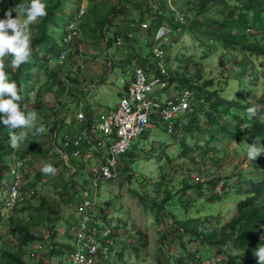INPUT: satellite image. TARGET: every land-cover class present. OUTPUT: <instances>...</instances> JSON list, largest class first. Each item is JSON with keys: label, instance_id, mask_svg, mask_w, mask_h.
<instances>
[{"label": "trees", "instance_id": "1", "mask_svg": "<svg viewBox=\"0 0 264 264\" xmlns=\"http://www.w3.org/2000/svg\"><path fill=\"white\" fill-rule=\"evenodd\" d=\"M83 1L44 0L47 16L38 19L30 29V62L14 70L10 65L11 57H5L2 61L3 71L9 81H15L18 85L20 95L28 104V110L43 115L41 123L36 127L43 125L44 134L48 135H26L24 146L20 145L14 150L10 146L8 129L0 125V228L5 230L4 236L8 242L0 255L1 264H48L45 259L39 258L36 263H30L26 259L27 254L37 255V246L31 245L32 242L43 244L40 249L47 248L45 255L57 256L59 264H65L66 261L70 264L69 256L72 251L77 250L75 240L73 244L55 241L49 243V240L55 239L57 231L53 225L54 219L61 212L53 207L55 200L42 195L38 186L50 184L53 189L63 186V193L60 192L71 204L79 203L85 194L88 195V191H85L91 186L83 175L86 176L87 170L92 171L93 167L89 168L84 164H80L79 168L69 166L64 163L59 152L49 155L53 145L57 143L56 139V143L45 146L46 141L52 142V131L57 134V139H64L66 134L73 137L80 132L75 115H72L71 123L68 124L65 120L71 115L68 106L73 103L81 105V99L89 89V84L84 83L80 73L82 70H72L81 57L80 45H83V38L103 40L105 51L109 48L127 49L124 51V61H118L123 68L132 66L136 61L148 74H155L158 73L156 59L151 51L161 27H166L169 32L157 39L160 44L161 40H172L189 32L206 49L214 52L221 50L222 58L234 57L239 97H224L221 93L227 83L220 78L216 82L215 79L204 80L201 63L198 61L193 63L195 67L187 63L183 72L177 71L178 68L174 71L170 67L172 47L167 43L162 44L170 72L168 88L174 86L173 90L190 88L193 91L191 109L178 120L179 123H176L174 132L171 133L173 135L178 128L181 129L180 154L178 157L166 154L164 162L161 158L157 170L153 172L157 175L144 177L132 169L133 158L128 149L119 158L117 177L109 179L107 183L110 184L115 179L128 181L133 187L132 195L154 214L153 223L159 227L156 231L161 243L159 252H162L165 245L169 251L174 247L181 253L179 256L169 253L165 260L159 258L157 264H174V261L176 264H252L250 254L264 245V166H261L264 163V156L261 157L264 153L253 161L254 171L241 167L237 175L223 179L214 176L207 181L192 182L190 173L179 177L175 170L177 164L181 165L180 157L188 159L184 161L185 164L197 166L199 174H207L200 167V161L218 164L221 156H228L234 149L239 154L246 152L247 144L257 143L264 149V98L256 96L252 88L261 75L260 67L255 64L252 56H264V0H117L116 3H110V0H87L88 5L77 21ZM27 3L28 0H0V13L5 14L9 9H14L16 4ZM136 12L138 14L135 16ZM12 15L15 18L18 14L13 11ZM180 16L183 20H180ZM0 19L3 18L0 16ZM75 20L83 38L76 40L74 53L70 51L64 61L60 62L59 55L67 47L64 42L67 26ZM179 29L181 30L178 31ZM118 37L122 39L121 45L117 44ZM219 45L221 49L218 48ZM109 63L117 61L109 60ZM194 68L199 69L195 71ZM218 68L223 71V61ZM35 70L46 75L44 83H38L40 79ZM129 83L130 80H127L126 84ZM261 84L264 92V77ZM126 88L127 86L122 95ZM33 96L34 102H31ZM47 96L54 99V103L48 108V113H45L44 98ZM255 100L259 102L257 107L253 104ZM248 107L257 109V115L252 119L245 115ZM90 109L89 103L84 112L91 120L93 111ZM152 117L156 121L157 113L153 112ZM233 142L236 145L230 148ZM82 150L86 152L87 148ZM66 152L70 153L71 149L67 147ZM92 152L94 157L90 161L95 162L96 157L101 156V151L92 149ZM14 156L25 159L31 171L26 172L18 186L21 197L9 207L5 205V199L9 196L11 182L13 183L11 171ZM41 156L45 161L38 163ZM45 165L54 167L55 175L44 174L41 169ZM25 170L26 168L24 172ZM78 175L82 177L80 183L75 180ZM91 177H94L93 171ZM234 178L237 183L233 185ZM219 182L226 188L223 191L224 197L233 200L232 196H236L239 199L235 213L222 224L213 215L198 216L192 213L197 198L203 195H210L217 200L223 198L217 192ZM83 188L85 191L81 195L79 190ZM205 188L210 191L209 194L194 196ZM69 189L74 192L70 193ZM118 199L102 201L98 208L109 235L103 236L101 230L94 239L99 246L98 253L105 246L108 249L93 264H112V261L124 264L129 254L137 257L140 264H155L145 263L146 258L142 256L149 245L148 233L137 227L135 220L122 218ZM78 221L77 218L76 224ZM163 221L166 222L165 229ZM36 229L39 230L38 233ZM68 235V239L76 237V233ZM11 244L17 247L13 248ZM209 260L211 262L207 263Z\"/></svg>", "mask_w": 264, "mask_h": 264}, {"label": "rangeland", "instance_id": "2", "mask_svg": "<svg viewBox=\"0 0 264 264\" xmlns=\"http://www.w3.org/2000/svg\"><path fill=\"white\" fill-rule=\"evenodd\" d=\"M117 0H110V3H116ZM88 5V1L84 0L82 8L85 9V7ZM138 13H135V16ZM0 16L2 18H5L4 13H0ZM21 20H23V17H21ZM37 22V21H36ZM35 22V23H36ZM179 29L178 31H180ZM83 35V34H82ZM94 36V35H93ZM92 37V36H89ZM169 37V36H168ZM83 38V36H82ZM167 43L170 44L172 47L171 49V60H170V67L176 71L183 72L184 68L187 63L189 65L195 67L193 63L195 61H198L201 63L200 67L203 71V79H215V82L218 80V78L224 80L227 84L224 86V91L221 93L224 97L227 98H237L239 97V86H238V79L236 78L237 72L235 70L237 69L236 66L233 63L234 57L232 58H222L221 50L219 52H214V50H208L205 47L202 46L200 41H196L189 32H185L181 36H176L175 38H172V40L163 41L161 40V45ZM105 46V43L103 40L95 39L93 41L91 38H83V45H81V52L84 56L85 60V67L81 69L80 73L82 74V78L84 80V83L89 84V89L85 93V97H82L81 105H77L76 103L70 104L68 106V112L72 115H75L76 112L79 110V108L87 107V105L90 103L92 106L94 112L97 114H100L102 112H106L108 110L113 109L114 106L119 103L122 92L124 90V84L122 80H129L130 78V72L129 73H123L122 69L123 66L118 63H109V60H112L114 62L115 56L121 52V49L116 48H109L105 51L103 48ZM219 49H221V46H218ZM114 53V54H113ZM237 54H241V52H237ZM207 55V57H204ZM242 55V54H241ZM252 59L255 60V64L260 67L261 75L259 80L253 84V91L256 93V96L263 97L264 98V92L262 90V84L261 79L264 77V56H252ZM167 61V60H166ZM181 61V62H180ZM224 62V69L221 72L218 68L220 65V62ZM180 63H182L180 65ZM199 67V68H200ZM75 66H73V69ZM199 68H194L195 71H197ZM37 77H39V84H42L46 80V75L42 72H38L35 70ZM79 73V75H80ZM101 79V80H100ZM159 87H156L158 89ZM173 90L171 88L168 89H162L159 91L158 95H160L161 99H165ZM34 96L31 98V102H34ZM44 111L45 113H48V108L51 106V104L54 103V99L47 96L44 98ZM255 106L259 105V102L255 100L253 102ZM38 118L35 122V126H37L39 123H41L43 119V115L40 113H37ZM56 120V118H54ZM176 123H179L178 120ZM147 132L144 137H138L136 139L132 140L129 154H132L133 158V164L132 169L137 172L138 175L147 177L151 175H157L153 172L157 170V164H159V160L164 158L166 154H175L177 157L179 156V143H180V132L181 129L178 128V131L172 135L169 133L166 129V126L164 123H162L159 120H153L150 119L149 126L147 128ZM25 136L30 135L33 132V129H25ZM44 134V133H43ZM45 136L48 134H44ZM178 137V138H177ZM48 139V138H47ZM177 139V140H176ZM50 140V139H49ZM50 141H46L45 146L48 147L50 145ZM235 142L230 144V148L235 147ZM24 146V143L21 144V147ZM54 152V147H52L51 154ZM49 153V155H51ZM210 155H213L212 152L209 153ZM221 156V155H220ZM246 152H242L239 154V151L237 149H234V151L229 154L228 156H221V160L218 164H215L214 162L208 161L207 164L200 161V167L205 170V173L207 171V174H199L197 170V166L190 165L189 163L185 164V160L188 161L185 157H180L179 161L181 162V165H178L175 170V173L179 175V177H183L184 175L190 173L192 182L195 181H207L210 178L215 177H221L223 179L224 177H233L234 175L238 174V171L241 167H246L253 169L254 171V164L253 161H246ZM262 154V158H263ZM127 157V156H126ZM259 158L262 160V158ZM118 157V161H119ZM128 158V157H127ZM45 160L42 159V156L40 159H38V163H42ZM83 162L82 158H71L70 159V165L78 167L79 163ZM91 165H87V160L84 163V166L93 167V160L90 161ZM175 164V165H176ZM261 166H264V163L261 164ZM91 174L92 171L87 170L86 176L83 175L90 183L91 181ZM75 176V180H77L79 183L82 181L81 175H78V177ZM198 177V178H197ZM69 178V177H68ZM110 184L107 183V181L102 180L98 183L99 185V192H98V201H106V200H116L118 199V206L119 207V213H122V218L127 219H133L135 220V224L137 227L142 228L144 231H146L149 235V245L147 247V252L144 253L142 256L146 258L145 263H158V259L161 258L162 260L168 256L169 253L177 254L178 256L181 254L180 252H177L174 247L171 251L168 250V248L163 245L162 252H159V246L161 243L160 240L156 236V231L159 227H157L153 221H154V214L151 212L150 208H145L144 204H142L135 196L132 195V186L128 183L126 180L119 181L118 179L112 180ZM225 182V180H223ZM233 185L237 183V179H233ZM49 183V181H48ZM88 183V185H89ZM222 183L219 182V186L217 188L218 194L222 195V199H215L212 198L210 195H203L202 197L197 198L195 204V207H192L194 210H192L193 214H196L198 216L201 215H213L214 218L219 220V223L222 224L225 221H228L232 215L235 213V206L238 202L236 199V196H232L233 200L228 197H224L223 194L224 189H226L224 186L222 187ZM52 185H41L39 184L38 189L41 190V194L46 196L50 200H55V203L53 204V207H56V209L60 210L61 214L59 217L54 219V226L55 230L57 231L55 234V239L49 240V243H53V241L57 243H71L73 244L74 238L68 239L69 235H72L76 231V227H78L79 223L76 224V219L79 218V214L77 215L75 212L76 203L71 204L70 202L66 201V196H62V191L64 190L63 186H60L59 189H53L51 187ZM79 186V185H78ZM93 188V186H92ZM91 186H88V189H81L79 190L81 195L88 191V196H93V190ZM76 189H79L76 188ZM234 189V188H233ZM62 193H61V192ZM70 193H73L74 191L72 189L68 190ZM222 192V193H221ZM200 193H210V191L205 188L202 190V192L195 193L194 196H198ZM243 198V196H241ZM240 198V199H241ZM235 199V200H234ZM35 204L37 202H34ZM102 203V202H101ZM56 205V206H55ZM177 211V208L175 209ZM77 215V216H76ZM74 216L76 218H74ZM116 216L114 215L113 218ZM75 219V220H74ZM132 222V221H131ZM165 223V224H164ZM74 224V225H73ZM163 229L166 227V222L163 221ZM76 226V227H75ZM37 233L39 230H37ZM5 230L0 228V255L2 250L8 245L7 238L4 236ZM264 235V234H263ZM14 240V239H13ZM16 241V240H14ZM31 245L37 246V251L35 256H32L30 254H27L25 257L30 263H36L40 259H45V262L48 264H59L60 261L57 256H46L45 253L48 252L47 248H41L43 245L39 244L37 242H32ZM11 247L16 248L15 244H11ZM193 247V246H191ZM190 247V248H191ZM66 250V248H65ZM249 253V252H245ZM37 257V258H36ZM134 255H128V260L124 264H140ZM210 258V256H209ZM252 264H258V258L255 257L252 254H250V257ZM69 263L70 258L68 259ZM211 260H209L207 263H210ZM1 264V261H0ZM67 264V261L65 262ZM112 264H115L112 261ZM174 264L176 262L174 261ZM223 264H229L224 263Z\"/></svg>", "mask_w": 264, "mask_h": 264}, {"label": "built area", "instance_id": "3", "mask_svg": "<svg viewBox=\"0 0 264 264\" xmlns=\"http://www.w3.org/2000/svg\"><path fill=\"white\" fill-rule=\"evenodd\" d=\"M82 14L84 10L80 11ZM180 20L183 17L180 16ZM169 29L161 27L156 35L155 44L151 51L156 59L157 72L148 74L141 66L134 63L133 74L130 78L129 85L122 80L124 86H127L124 96L120 99L116 108L108 112H102L89 123V119L84 112L80 111L76 115L78 123H83V128L79 129L75 136L66 135L64 144L73 145V156L82 155L80 144L90 147H104L107 149V158L100 162L97 178H113L117 175V157L124 154L129 149L132 140L141 137L146 131L152 113H157V120L164 123L169 133H173L176 121L191 109L193 91L190 88L182 90H173L165 99L158 95L159 91L169 87L170 72L167 69L165 52L157 39L162 38ZM81 36L80 28L77 21L72 22L67 27L65 42L71 43ZM117 44H122V39L118 37ZM67 55L64 50L60 55V60ZM156 87H159L156 89ZM102 136V137H101ZM91 152H88L90 156ZM87 156V154H86ZM23 164L17 162V167ZM10 195L7 199L8 205H13L19 198L17 188L20 177H17ZM93 203L86 199L78 206L80 221L76 231L75 244L76 251L70 254V264H93L97 262L100 254L107 253V246L98 253V244L95 241V235L102 230L103 236L109 235L108 229H101L103 223L102 217H95L92 209ZM95 241V243H94Z\"/></svg>", "mask_w": 264, "mask_h": 264}, {"label": "clouds", "instance_id": "4", "mask_svg": "<svg viewBox=\"0 0 264 264\" xmlns=\"http://www.w3.org/2000/svg\"><path fill=\"white\" fill-rule=\"evenodd\" d=\"M84 10V8H82ZM15 11L18 15L14 18L12 15V12ZM79 12L76 20L79 21L81 18L82 14ZM47 16V6L44 3V0H28L27 4H16L14 9H9L5 13V18L0 19V125H3L5 128L8 129L9 131V139H10V146L16 150L20 147L22 143H24L26 136H25V129H33L32 134L37 135V134H42L45 132V128L43 125L36 127L35 122L38 118V115L35 111H30L28 110V104L24 102L22 96L20 95V89L18 88V85L16 84L15 81H9L7 74L5 71H3V63L2 61L4 60L5 57H11L10 60V65L14 70H18L23 64H26L30 62L31 56H32V47H31V25L34 24L38 19L44 18ZM21 17H23V20H21ZM75 20V22H76ZM74 22V21H73ZM72 23V22H71ZM69 26V25H68ZM67 26V27H68ZM81 32V31H80ZM66 35V33H65ZM79 38H82V34ZM77 38V39H79ZM73 40L71 43L67 44L65 42V36H64V42L66 44V48L64 50H67V55L71 51L74 53L76 50L75 43L77 42L76 40ZM81 47V45H80ZM63 50V51H64ZM62 51V52H63ZM61 52V53H62ZM81 52V48H80ZM82 53V52H81ZM61 55V54H60ZM60 55H59V61L62 62L64 59L60 60ZM81 57L78 59L75 68L72 70L78 71L81 70L85 67V60L83 54H80ZM137 64V63H135ZM134 66V64L132 65ZM133 74V73H132ZM132 77V76H131ZM130 77V78H131ZM129 78V80H130ZM127 81V80H125ZM124 84V83H123ZM125 87V86H124ZM125 94V92H124ZM124 96V95H123ZM122 96V97H123ZM121 97V98H122ZM82 104V103H81ZM116 108V107H115ZM85 109V107H84ZM84 109L81 107L75 114V121L76 125L78 127V130L83 128V123H78L76 120V115L82 111L84 112ZM91 111H93V117L89 119V123L92 122V120L97 116V113L94 112L92 106H91ZM113 110V109H112ZM108 112V111H106ZM85 113V112H84ZM245 115L247 116L248 119H252L257 115V109L255 107H248L245 109ZM54 119V118H53ZM55 120V119H54ZM66 123H71L72 121V116L69 115L66 118ZM51 129V127H49ZM52 131V130H51ZM68 135V134H66ZM51 141L52 143H56L55 139L57 141L56 144L53 145L54 147V152H59L61 154V158L66 163L67 165H70V159L71 158H82L83 162L79 163L84 164L85 161L87 160V165H91L90 159L92 156L94 157V152H92V149H97L101 151V156L96 157L95 162H93V174L94 177L93 179L91 178L90 184L91 188L93 190V196L89 197L88 195L85 194L83 199L76 204L75 207V212L78 215V206L86 199L91 200L93 203L92 205V211L94 212L95 217H102L103 223L101 224L102 229H107L104 227V218L102 214L99 212L98 208L101 204V202L98 201V190H99V185L98 183L102 180L108 181L109 179L107 178H97L98 177V168L100 162L105 160L107 158V149L104 147L98 148V147H90L87 145H82L80 149L82 150L84 147L87 148L86 152H83L82 150V155L79 157L73 156V150L75 149L73 146L69 145L66 146L64 144V139H60L58 137L57 139V134L55 132H51ZM102 137V136H101ZM61 144V145H59ZM69 147L71 149L70 153L66 152V148ZM52 150V149H51ZM91 152L90 156L88 155V152ZM53 152V153H54ZM261 153H264V149H262L257 143L253 144H247L246 148V161H255L258 156L261 155ZM51 154V152H50ZM87 154V156H86ZM122 155V154H121ZM120 155V156H121ZM118 156V157H120ZM118 157H117V162H118ZM22 161L23 164L20 167H17V162ZM118 165V164H117ZM87 167V166H86ZM26 168L25 172L24 169ZM30 165L27 163L25 159L19 158V156H14V164L12 168V180L13 183L11 182V187H10V192L12 189V184L14 185L16 180H18L17 177H20V182L17 184V188L19 184L23 181L25 178V174L30 173ZM41 171L44 174H51L55 175L56 169L52 167L51 165H45ZM117 173H118V167H117ZM117 175L113 178H116ZM112 179V178H110ZM19 191V189H18ZM10 195V193H9ZM19 198L21 197V192L19 191ZM9 197V196H8ZM7 197V199H8ZM18 198V199H19ZM7 199H5V205L6 206H13V205H8L7 204ZM78 220L80 221V214ZM78 221V223H79ZM76 227V231H77ZM75 231V233H76ZM75 240V238H74ZM253 255L258 258L259 264H264V245H261L257 250L254 251Z\"/></svg>", "mask_w": 264, "mask_h": 264}, {"label": "crops", "instance_id": "5", "mask_svg": "<svg viewBox=\"0 0 264 264\" xmlns=\"http://www.w3.org/2000/svg\"><path fill=\"white\" fill-rule=\"evenodd\" d=\"M127 49H125V50H121V52H119V54L117 55V56H115V60L117 61V63H118V61H124V59L126 58V52H124V51H126ZM114 54V53H113ZM133 63H136V61H134ZM118 64H120V63H118ZM133 68H134V66H130V65H127V66H125L124 68H121L122 69V71H123V73H129L130 72V75L132 76V73H133ZM130 76V77H131ZM173 92V91H172ZM171 92V93H172ZM170 93V94H171ZM124 95V94H123ZM122 95V96H123ZM118 105V103L114 106V108L116 107ZM113 108V109H114ZM111 110H112V108H111ZM111 110H108V111H111Z\"/></svg>", "mask_w": 264, "mask_h": 264}]
</instances>
